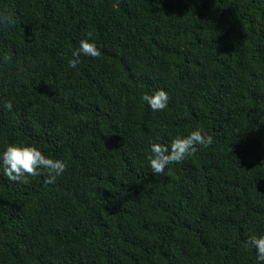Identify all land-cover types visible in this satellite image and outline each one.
<instances>
[{"label":"trees","instance_id":"16d2710c","mask_svg":"<svg viewBox=\"0 0 264 264\" xmlns=\"http://www.w3.org/2000/svg\"><path fill=\"white\" fill-rule=\"evenodd\" d=\"M85 33L100 56L69 68ZM156 89L159 112L140 100ZM196 128L212 142L153 175L149 141ZM9 143L66 167L51 183L0 172V264H256L264 0H0Z\"/></svg>","mask_w":264,"mask_h":264},{"label":"clouds","instance_id":"9594fccd","mask_svg":"<svg viewBox=\"0 0 264 264\" xmlns=\"http://www.w3.org/2000/svg\"><path fill=\"white\" fill-rule=\"evenodd\" d=\"M78 41V48L71 52V59L67 60L69 68H75L79 57L98 58L100 50L91 39V33ZM4 60L7 57L3 58ZM140 100L153 112L163 111L169 101L168 93L163 89L153 90L150 94H142ZM2 107L12 111L11 101L3 103ZM212 142V138L200 128L189 131L186 135H178L170 140L167 145L149 141V150L145 155L147 167L153 175L164 174L171 164H179L186 157L192 156L196 145L205 147ZM65 162L45 156L41 150L33 145L9 143L0 148V172L12 182H26L27 177L41 175L46 170L51 183L57 176L65 171ZM247 244L255 250L256 264H264V234H253L248 237Z\"/></svg>","mask_w":264,"mask_h":264}]
</instances>
